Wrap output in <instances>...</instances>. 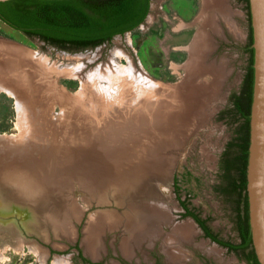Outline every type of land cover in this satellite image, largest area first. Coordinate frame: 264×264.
<instances>
[{"label": "rangeland", "instance_id": "1", "mask_svg": "<svg viewBox=\"0 0 264 264\" xmlns=\"http://www.w3.org/2000/svg\"><path fill=\"white\" fill-rule=\"evenodd\" d=\"M217 7L207 24L205 18L209 12H203L202 16L201 0H152L149 17L141 25L101 45L78 50L63 49L28 36L0 19L1 64L11 60L9 47L17 46L31 56V62H35L30 67L22 62L16 69L20 76L32 74V67L38 66L42 72L46 69L57 77L58 87L72 98L86 101L88 94L94 92L92 94L100 100L92 104L96 109L101 104L106 108L115 106L117 111L135 110L138 87H144V90L158 83L170 87L169 92L160 95L163 102L175 100L173 104L176 106L180 103L179 94L183 88L194 83L208 88L207 93H200L198 113L194 117L187 116L185 131L179 134L175 145L164 148L163 144H157V153L163 158L164 166L153 174V186L136 194L137 197H157L156 202L147 204L167 213L163 221L154 225L159 228V238L157 236L154 240L148 236L126 254L123 246L129 233L125 215L132 214L130 204L137 203L127 193L130 188L120 191L113 188L111 194L102 200L89 199L81 184L71 178L61 190L62 197L67 196L64 204L72 206L68 215L42 214L28 218L24 211L0 214V264H42L43 261L44 264H54L56 257L65 260L62 264H171L164 251L170 237L181 240L174 246L182 256L173 264H250L245 252L231 250L207 237L194 218L185 214L182 206V202L187 203L221 240L240 242L237 230L239 199L230 188L237 170L230 161H235L237 148L233 144L238 141L243 128V119L234 110V99L239 96L249 65L250 54L245 48L249 43L250 21L243 0H222ZM198 34L206 39L205 42L202 40L205 43L200 55L202 69L191 78L189 66L193 49L189 45ZM118 51L126 56L115 57L114 62L113 56ZM117 60L126 65L130 63L134 69L136 79L132 78L131 82L132 99L121 92L119 82L127 80L124 74L116 71V67L113 68ZM50 61L60 71L48 65ZM68 63L83 65L74 71L65 67ZM100 68L103 69L102 79L110 77L109 93H106L107 88L93 86H90L91 92L82 91V79ZM108 69L111 71H106ZM138 76L142 82L137 80ZM32 77L39 83L37 78L40 75L34 73ZM44 87L38 92L42 99L34 102L25 99L19 107L16 97L0 92V136L18 135L13 143L0 144V152L4 153L0 154L3 160L0 170L12 174L36 166V161L47 156L52 149L54 135L47 130L48 126L64 127L68 121L74 124V119L70 121L61 115L64 109L55 99L53 86L47 84ZM21 128H24L22 133ZM59 139L63 140V137ZM30 153L36 157L33 161ZM184 222L190 223L194 232L187 239L180 238L178 233L176 236L175 231ZM91 245L96 251H90Z\"/></svg>", "mask_w": 264, "mask_h": 264}, {"label": "bare ground", "instance_id": "2", "mask_svg": "<svg viewBox=\"0 0 264 264\" xmlns=\"http://www.w3.org/2000/svg\"><path fill=\"white\" fill-rule=\"evenodd\" d=\"M221 3H222V0H205V4L203 3V5H204L203 12H207V11L209 12L207 17L205 18V21H206L207 24H209V22L211 21L212 11L217 6L219 7V5H221ZM223 4H226V3H223ZM224 7H223V9H224ZM202 40H203V36L201 37V42H202ZM9 48H10L9 51L11 53V55H10L11 57H9V58L11 60L8 61V62L4 61L3 63H5V64H1L0 63V92L5 91L6 93L10 94L11 96L16 97V103H17V106L19 107L20 105H22L21 103L25 99L26 100L29 99L28 101H33V100L37 101L39 99H42L43 96L41 94H39L38 92H41L40 91L42 89L41 87H44L47 84H51L53 86V90H54L53 94L55 95V99H57L62 104L63 109H64L61 112V115L64 114L66 119H68L70 121H71V118L75 120L73 125L71 123H69V121H68V125L65 124L66 126H64V127L52 126V125L48 126L47 130L51 133V135L56 136L57 134L61 133L62 131L69 132L70 134H72V133L76 134L77 133L76 131L83 129L84 126L88 130V132H85V133H88L86 135H91V133H94L93 130L96 129V126H97V124L99 122L98 119H99L101 113H98V112H100L99 109L94 108V106H92V104L93 103H98V102H100V100L97 99V95L96 94L95 95L92 94L94 92H91L92 89L90 88V86L91 87L92 86L93 87H98V88L101 87L102 89H104V88L108 89V86H109L108 84H110L111 81H110V77L107 78V79H102V77H100V74L102 72L101 70H103V69L100 68V69H98L96 71V73H90V75L87 76L86 79H82V88H81V90L84 91V92H91V93L88 94L87 100H86L87 102H86L84 100L82 101L78 97L77 98H72L71 96L66 94L65 90L60 88V87H58V85L56 84V78L57 77H54L52 74H50V72L45 71L46 69L42 72L40 69H38L39 68L38 66H37L38 68L34 67V69L32 67V72L31 73L32 74H34V73L36 74L37 73L38 75H40L39 79L37 78V81L39 83H41V84L37 83L36 80H32L33 77H32V74H30V73H28V74L24 73V75L21 74L22 76H20V74L17 73L16 69L17 68L19 69V67H20L22 62L26 63V65L29 66V67L31 66L32 62L33 63H35V62L34 61L31 62V60L29 59V57H31V56L28 55L27 52H25L24 50L22 51L19 47L10 46ZM3 55L6 57L5 54H3ZM122 56H126V55L124 54V52L118 51L117 53H115V56H113V61H114L115 57L118 58V57H122ZM76 57L83 58L84 56H82V55H78L77 56L76 55ZM7 58L8 57H6V59ZM15 59H16V61H15ZM115 61H116V59H115ZM44 63H47V62H44ZM37 65H40V64H37ZM44 65H43V67H44ZM48 65H53L58 71H60L51 61H50V63H48ZM82 65H83V63L82 64L81 63L80 64L77 63L76 65L68 63L65 67L76 71L77 69H80ZM113 65H114V63L111 64L110 67L112 68ZM23 67H25V66H23ZM115 67L117 69L116 71L118 73L124 74V76H125L124 78H126V80H127L126 82L122 81V82H119V83L122 84L121 85L122 86V91L121 92L123 93V95L128 94L127 96L129 97L130 93H131V89L133 88V87L131 88V86H133L132 85L133 83H131L132 82V78H135V77H133L134 76V73H133L134 69H133L132 65H130V63H129V65H126V64H123L121 61H118V60H117V65H115L113 68H115ZM49 68H51V67H49ZM29 69H31V68H29ZM106 71H111V70L108 69ZM126 75H128V76H126ZM137 80L141 81L139 76H138ZM146 83L147 82L145 81V84ZM42 84H44V85H42ZM140 84L141 85L143 84V86H145L144 83H140ZM8 85H10V86H8ZM135 85H136V83H135ZM121 86H119V87H121ZM147 86H149V85H147ZM138 88H139L138 91H141L144 87L143 88L138 87ZM146 88L148 89V88H151V87H146ZM127 89H130V91L127 92L126 91ZM23 92H25L27 94H24ZM43 92H46V91H43ZM47 92H48V90H47ZM106 93H109V89L107 90ZM45 95H47V94H45ZM138 95H139L138 97L140 99L143 98V97L147 98L146 96H144L143 92L139 93ZM45 98H46V96H45ZM160 99L162 100V98H160ZM120 100H118V101H120ZM151 100H153V99L151 98ZM161 104L163 105V102H161ZM65 107H70V108L65 110ZM140 108H142V107H140ZM151 108H152V106L149 105L148 108H147L148 109L147 115H149V113L151 112ZM115 112H117V111H115ZM121 113H122V111L120 113H118L119 116H121ZM112 115H114V114H112ZM116 115L117 114L115 113V116ZM133 115L131 117H133ZM45 117L46 118H50L48 116H45ZM135 117L137 119V116H135ZM38 118H39V116H38ZM129 118H130V115H129ZM29 119H31V118H29ZM121 120H123V119H121ZM77 121H79V122H77ZM114 121L116 122V119ZM114 121H112V122H114ZM149 121H150V119H149ZM112 122H111V124H112ZM140 122H142V121H140ZM146 122H147V120H146ZM116 123H119V122H116ZM20 124L23 125V123H20ZM107 124H108V121H107ZM132 124H134V123L132 122ZM138 124H139V126L142 125V124L140 125V123H138ZM77 125H80L81 127H78ZM119 125L121 126V124H119ZM148 125H150V124L148 123ZM148 125H146V126L148 127ZM115 126H114V129L117 127V126L116 127ZM120 126H119V128H120ZM132 126H129L128 128L130 129ZM106 127H108V126H105V128ZM137 127H138V125H137ZM119 128L117 130H119ZM122 128H121V130H122ZM23 129L24 128L20 129V133L23 132ZM114 129H112V131ZM139 129H140V127H139ZM108 130H106V132ZM122 131H124V130H122ZM125 131H124V134L126 133L125 135L128 136V133L125 132ZM135 131H136V129H135ZM103 132H105V131H103ZM115 132L117 133V131H115ZM141 132H143V131H141ZM141 132H140V134H141ZM133 133H132V135H133ZM121 134L122 133L120 132V135ZM86 135H85V138H87ZM133 136H135V135H133ZM104 137L105 136L103 135V138ZM112 137H113V135H112ZM114 137L117 138V136H114ZM17 138H18V135H8V136L1 135L0 136V144H2V143L3 144H5V143H13ZM69 138H70L69 139L70 142H74V143H72V145H71V143L67 144L65 142L62 145H58L57 146L58 148H56L54 146L47 153L49 155L51 152H53L50 155L49 159L45 158L46 155H44L43 157L39 158L38 160L36 159L37 160L36 161V166H34V167L28 166L27 168H24L22 172L19 173V171H17V172H13L12 174H10L11 172L9 173L8 171L0 170V214H6V213L10 214L11 212L14 213V211H24L25 213H27L28 218H30V217H40L42 214H48V215H51V214L52 215L63 214V215H68L72 211V208H71L72 206H67L66 204H64V201H65L64 198H66L67 196L62 197L63 195H62L61 190H63V188H65L67 186L66 185V180L67 179H71V178H74V179L80 181L79 183L82 185V187L86 191V194H87L89 199H93V198L100 199V198L105 197L106 195L109 194L110 189L112 188V186L110 184H112V183L107 182V181L104 182L103 181V179H104L103 177L104 176H103V174L101 172H98V173L96 172L94 174L92 171L88 170L87 168H85V170H83V169L72 167L74 162L76 161V159L81 155L80 152H81V147L82 146L77 144L79 146L78 147L77 145H75L76 141L74 140V138H72V135H70ZM104 139H103V141H104ZM107 139H109V137ZM125 139H126V137H125ZM130 139H128L127 141L129 142ZM109 141L107 143H109ZM127 141H124V143L127 142ZM121 142H117V143H121ZM101 143L102 142L100 141V144ZM84 144H85L84 146L87 147L86 145L89 144L88 139H85ZM97 144H98V142H97ZM121 144H123V143H121ZM89 145H88V147H89ZM115 145L117 146L119 144H115ZM124 145L126 147V144H124ZM113 147L112 148L109 147V150L113 149ZM123 147L124 146H122V148ZM92 148L94 149L95 145L94 146L92 145L91 149ZM99 148H100V146H99ZM69 149H71V150L69 151ZM100 149H102V148H100ZM113 151H115V150H113ZM108 152H110V151H108ZM0 154L2 155L4 153L0 152ZM29 156H30V160L31 161H33L36 158V157L33 156V153H30ZM31 156H33V157H31ZM87 156L88 155H86V157L84 159L85 161L83 163L86 164L87 167H91V165H92L91 163L93 162V160L92 161L89 160ZM90 157H92V156L90 155ZM41 159H43V160H41ZM106 159H107V157H106ZM1 161H3L2 158H0V162ZM38 161H40V162L37 163ZM15 169L16 168H14V170ZM16 170H19V169H16ZM121 170L123 171V169H121ZM124 171L126 172V170H124ZM109 173L113 174L114 171L113 170L109 171ZM92 174H94V175H92ZM120 174H121V171H120ZM113 188H116V190H118L120 187H113ZM58 190L60 191V193L58 192ZM60 199H62V201ZM59 201L62 202V203L61 204L58 203ZM130 207H131V210H133V211H131L132 214L125 215L126 219H127V221L125 223V226H126V229H127L128 233H129L128 240L125 242V244L123 246V249L126 252V254H129L133 250L134 246L141 244V242L144 239H148V236L152 237L154 240L157 238V236L159 238V235H158L159 234L158 233L159 228H156V227L154 228V225L157 224L159 221H163L166 218V216H168L167 213L164 210H162L160 212V211H158L160 209H158L156 207H153L150 204H147L146 202H137L136 204H133V202H132L130 204ZM168 219H170V218H168ZM175 231H176V236H177V233H178V235H180V238H183V239H185L186 237L189 238L190 235H191V237L194 235L192 226L188 222H184L180 226L178 225L175 228ZM185 235H187V236H185ZM152 238H151V240H153ZM180 243H181L180 239L175 240L172 237L168 238V241L166 242V245L164 247V251L167 253L168 259H169L171 264L178 262L180 260V257L182 256V253L178 249H176V247L174 246V245L180 244ZM208 249L210 250V248H208ZM32 250H35V252L37 251L36 249H32ZM94 250H95L94 247L91 245L90 251L94 252ZM210 251H212V250H210ZM64 262H65L64 259L56 257L55 261H54V264H62ZM42 264H44V261H43Z\"/></svg>", "mask_w": 264, "mask_h": 264}, {"label": "trees", "instance_id": "3", "mask_svg": "<svg viewBox=\"0 0 264 264\" xmlns=\"http://www.w3.org/2000/svg\"><path fill=\"white\" fill-rule=\"evenodd\" d=\"M248 8L250 21L249 43L245 51L250 54L244 76V92L234 99L237 115L247 118L241 130L242 136L233 144L237 148L231 165L237 170L230 188L238 194L237 230L240 242L235 244L221 240L207 226L206 221L182 202L185 214L194 218L207 237L231 250L245 252L250 264H260L253 247L249 220L247 190V166L250 145V109L254 85V49L249 0H243ZM150 11V0H7L0 2V19L10 27L28 36L38 37L57 47L78 50L95 47L110 41L116 34H124L145 21ZM228 170H231L229 167Z\"/></svg>", "mask_w": 264, "mask_h": 264}, {"label": "crops", "instance_id": "4", "mask_svg": "<svg viewBox=\"0 0 264 264\" xmlns=\"http://www.w3.org/2000/svg\"><path fill=\"white\" fill-rule=\"evenodd\" d=\"M203 3L205 4V0H201V4H202V10H201L202 13L201 14H202V16L204 15ZM201 37H202V35L198 34V37L195 39V41H193L189 45V46H192V49H193V55L190 59V66H189V75L191 76V78L193 76L198 75L200 68L202 69V66L200 65V61H201L200 55L204 51L203 49L205 47V43H202L201 40H199V39H201ZM205 40L206 39H204V37H203L204 42H205ZM142 90L141 91L137 90L138 91L137 93L143 92L144 96H146L147 98H145V97H143L141 99L138 98V103H136L137 108L135 110H132V111L131 110H124V111L121 110L122 113H121V116H119L118 113H120L121 111L114 110L115 106L114 107L108 106L106 108L105 105L100 104L98 106V109H99L101 114H100L99 122L96 126V129L93 130L94 133H91V135H86L88 133H85V132H88V130L85 126L81 130L76 129L77 130L76 134H74V133L70 134L69 132L62 131L61 133H59L56 136L51 138L54 140L52 142L51 148H53L54 146L56 148H58L57 147L58 145H62L65 142L67 144L71 143V145H72V143H74V142L69 141V139H70L69 136L72 135V138H74V140L76 141L75 145L78 144V145L82 146V147L80 146L81 147V152H80L81 155L76 159V161L74 162L72 167L83 169V170H85V168H87L88 170L92 171L94 174L96 172L97 173L101 172L104 176L103 181L104 182L107 181V182L112 183V184H110L112 186L111 189H113V187H120L118 189L120 191V190H124V188H130V190L127 193L131 194L135 198L136 202L150 203V202H156L157 197H150V196L137 197L136 194L141 193L142 191L146 190V188L152 187L153 183L151 182V179L154 176L153 174L158 173L160 171V169H162L164 166L163 161H162L163 158L159 157V153H157L156 147L160 144H163L164 148H166L168 146L171 147V146L175 145L177 140H179V138H178L179 134H182L185 131L184 130L185 129L184 123L187 121V116L194 117L198 113V106L200 104L199 103L200 93L201 92L207 93L208 88L206 86L199 85L196 83H194L193 86L190 85L188 88H183L181 93L179 94L180 103L177 106L175 104H173L175 100L174 101L169 100L168 102H163V96H162V100L160 99L161 94H164V93H167L170 91V87L167 85H161L160 83H158L154 87H151L148 89L145 88L143 91ZM133 95H136V94H133ZM131 96H132V93H130V96H129L132 99ZM151 98L153 100H151ZM161 102H163V105L161 104ZM180 104H181V109H180ZM149 105H151L152 108H151V112L149 113V115H147V111H148L147 108ZM127 106H129V105H127ZM140 107H142V108H140ZM115 111H117V112H115ZM111 113L114 115H112ZM115 113L117 114L116 115L117 117L115 116ZM129 115H130V118H129ZM132 115H133V117H131ZM135 116H137V119ZM115 119H116V122H119V123H116L114 121ZM121 119H123V120H121ZM145 119L147 120V122ZM149 119H150V121H149ZM107 121H108V124H107ZM112 121H114V122H112ZM140 121H142L143 123ZM77 122H79V121H77ZM111 122H112V124H111ZM132 122L134 124H132ZM125 123L127 125L128 124L129 125L127 126ZM138 123H140V125L141 124L142 125L139 126ZM148 123L151 126L148 125ZM119 124H121V126ZM137 125H138V127H137ZM146 125H148V127ZM77 126L81 127L80 125H77ZM105 126H108V127L105 128ZM114 126L116 127L115 129H114ZM119 126H120V128H119ZM129 126H132V127L129 129L128 128ZM139 127H140V129H139ZM107 128L108 129L110 128V129L108 130ZM118 128L120 131L117 130ZM121 128L124 131L127 129L125 132L128 133V136L125 135L126 133L124 134V131H122ZM112 129H114V130L112 131ZM135 129H136V131H135ZM106 130H108V131L106 132ZM103 131H105V132H103ZM115 131H117V133ZM141 131H143V132H141ZM120 132L122 133L121 135H120ZM140 132H141V134H140ZM132 133L135 136H133ZM106 134L107 135L109 134V135L107 136ZM111 134L113 135V137ZM59 135L63 137V140L59 139V137H60ZM85 135L87 138H85ZM103 135L105 136L104 137L105 139L103 138ZM114 136H117L118 139ZM108 137H109V139H107ZM125 137H126V139H125ZM85 139H88V142L90 145L91 144L93 146L95 145V148L91 149L92 145L90 146L89 144H88L89 147H88V145H86L87 147H85L84 146L85 145L84 144ZM103 139H104V141H103ZM128 139H130L129 142L127 141ZM100 141L102 142L101 144H100ZM108 141H109V143H107ZM124 141H127L128 143L127 142L124 143ZM97 142H98V144H97ZM117 142H121L123 144L117 143ZM115 144H119V145L116 146ZM124 144H126V147ZM98 145L102 149H100ZM122 146H124V147L122 148ZM109 147H111V148L113 147V149H111V148L110 149L112 151L113 150H115V151L112 152L111 150H109ZM71 149H69V151ZM108 151H110V152H108ZM52 153L53 152H51L49 155L47 154V156H45V158L49 159V157ZM86 155H88L87 157L89 160H91V161L93 160V162L91 163L92 164L91 167H87L86 164L83 163L85 161L84 159H85ZM90 155L92 157H90ZM106 157H107V159H106ZM41 160H43V159H41ZM164 162H165V160H164ZM121 169H123V171L126 170V172L125 171L123 172ZM112 170L114 171V173L110 174L109 171H112ZM120 171H121V174H120ZM94 174H92V175H94ZM67 181H68V179L66 180V185L68 183ZM77 181L80 182L79 180H77ZM159 183L157 180L156 184L158 185ZM111 192H109L108 195H110ZM108 195H106V196H108ZM95 199H97V198H95ZM102 199H104V197H102L98 200H102Z\"/></svg>", "mask_w": 264, "mask_h": 264}, {"label": "water", "instance_id": "5", "mask_svg": "<svg viewBox=\"0 0 264 264\" xmlns=\"http://www.w3.org/2000/svg\"><path fill=\"white\" fill-rule=\"evenodd\" d=\"M7 0H0V2ZM254 49V85L247 166L249 220L253 247L264 264V0H249Z\"/></svg>", "mask_w": 264, "mask_h": 264}, {"label": "flooded vegetation", "instance_id": "6", "mask_svg": "<svg viewBox=\"0 0 264 264\" xmlns=\"http://www.w3.org/2000/svg\"><path fill=\"white\" fill-rule=\"evenodd\" d=\"M243 92H244V85H242V89H241V91H240V93H239V96H242V94H243ZM238 98V96L236 97V99ZM250 111H251V109H250ZM241 118L243 119V125L245 124V122H246V120H247V118H245V117H242L241 116ZM241 136H242V134H241ZM202 228V227H201ZM206 235V234H205ZM238 235H239V233H238ZM239 239H240V236H239Z\"/></svg>", "mask_w": 264, "mask_h": 264}, {"label": "built area", "instance_id": "7", "mask_svg": "<svg viewBox=\"0 0 264 264\" xmlns=\"http://www.w3.org/2000/svg\"><path fill=\"white\" fill-rule=\"evenodd\" d=\"M151 6H152V0H150V9H151ZM149 13H150V11H149ZM149 13H148L146 19L149 17ZM146 19H145V20H146ZM142 23H143V22H142ZM142 23H141V24H142ZM141 24H140V25H141ZM126 33H127V32H125L124 34H126ZM117 35H123V34H116L115 36H117ZM115 36H114V37H115ZM114 37H113V38H114ZM182 211H185V210L182 209Z\"/></svg>", "mask_w": 264, "mask_h": 264}]
</instances>
